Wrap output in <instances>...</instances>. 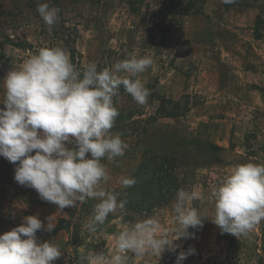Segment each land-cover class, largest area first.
Wrapping results in <instances>:
<instances>
[{"label": "rangeland", "instance_id": "rangeland-1", "mask_svg": "<svg viewBox=\"0 0 264 264\" xmlns=\"http://www.w3.org/2000/svg\"><path fill=\"white\" fill-rule=\"evenodd\" d=\"M129 1H137L133 7L138 12L129 9ZM178 1L181 14L173 16L158 13L168 0H145L142 5L138 0L59 1L65 26L77 30L74 47L81 67L95 63L104 69L131 57L152 60L134 78L150 90L145 105L136 103L123 87L113 97L124 119L122 128L110 134L119 133L128 147L122 157L101 160L110 177L102 187L119 195L125 189L121 177L130 176L147 150L172 153L180 189L197 194L188 206L203 218V227L189 228L192 238L174 241L180 245L176 252L139 258L129 253L130 264H175L177 254L189 248L195 254L182 264H258L259 260L264 264V220L247 237L222 234L211 222L210 195L234 166L264 164V0L235 4L206 0L200 14L187 13L185 6L191 0ZM38 2L54 7L51 0H0V50L6 55L0 62V101L3 79L10 70H18L40 48L64 49L58 39L59 18L49 30L37 13ZM258 18L260 40L254 38ZM10 43H28L33 50ZM163 99L178 102L180 112L185 106L187 111L175 119L155 121ZM14 168L0 157V235L19 226L26 216L36 215L45 225L48 219L55 227L59 224L62 230L56 235L36 233L38 242L58 245L62 255L53 264H89L85 257L91 252L110 257L116 236L125 227L152 216L159 218L169 239L174 238L175 199L142 215L117 209L93 233L86 225L98 200L88 199L60 214L57 205L42 201L34 189L18 185Z\"/></svg>", "mask_w": 264, "mask_h": 264}, {"label": "clouds", "instance_id": "clouds-1", "mask_svg": "<svg viewBox=\"0 0 264 264\" xmlns=\"http://www.w3.org/2000/svg\"><path fill=\"white\" fill-rule=\"evenodd\" d=\"M221 2L235 4L237 0ZM36 10L51 30L59 9L38 2ZM151 64V58L131 57L99 71L95 63H89L81 71L63 48L45 47L31 54L18 70H10L3 79L0 101V157L15 165L14 181L34 189L42 201L57 205L60 214L88 199L98 200L86 225L89 232H96L110 213L123 209L125 202L118 203V194L102 187L110 177L101 160L122 157L128 147L119 133L110 134L119 115L113 97L123 87L136 103L145 105L150 90L134 78ZM119 183L128 188L136 179L121 177ZM210 195L214 202L211 222L222 234L247 237L264 220V164L234 166ZM196 198V193L177 191L174 238L169 239L159 218L152 216L125 227L116 236L110 257L91 252L85 259L89 264H130L129 253L139 258L161 256L165 250L176 252L180 245L174 241L192 238L189 228L203 227V218L188 206ZM54 228L49 219L45 225L36 215L24 217L19 226L0 235V264H53L62 255L58 245L38 242L36 233ZM193 254L192 248L180 251L175 264Z\"/></svg>", "mask_w": 264, "mask_h": 264}, {"label": "trees", "instance_id": "trees-1", "mask_svg": "<svg viewBox=\"0 0 264 264\" xmlns=\"http://www.w3.org/2000/svg\"><path fill=\"white\" fill-rule=\"evenodd\" d=\"M59 1L60 0H51L52 6L59 9L58 18L61 22V26L60 37H58V39L64 43V50L67 51L70 61L78 70L82 71L84 67L80 66V55L74 47L77 30L65 26V21L62 18V11L59 7ZM205 1L206 0H191L187 2V6H185L187 13L200 14ZM136 2L137 1H129L128 3L129 9L134 13L139 11L133 7ZM138 2L142 5L145 0H138ZM178 4V0H168L166 6H161L159 8L158 13L172 16L180 15L181 12ZM261 23V19L258 18L254 31V38L257 40L262 38L258 31ZM53 34L56 37L58 36L55 29L53 30ZM10 45L22 50H33L32 45L28 43H25L24 45L10 43ZM5 58L6 55L0 50V62ZM97 69L98 71L102 70L101 67H98ZM187 108L188 107L185 106L184 111L180 112L178 102L163 99L160 101L153 119L155 121L157 118L175 119L182 116V114L187 111ZM123 119L124 117L119 114L111 130H120L122 128L121 123L123 122ZM176 169L177 161L172 153L147 150L129 176L136 179V184L132 187L125 188L121 194L118 195V203L124 201V210L139 215L151 213L152 211L165 206L176 198V193L181 187ZM60 230H62V227L58 224L51 234L56 235ZM258 264H263L262 260H259Z\"/></svg>", "mask_w": 264, "mask_h": 264}]
</instances>
